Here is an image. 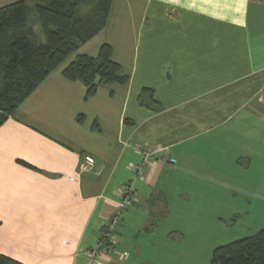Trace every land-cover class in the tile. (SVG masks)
Instances as JSON below:
<instances>
[{
  "label": "crops",
  "instance_id": "crops-1",
  "mask_svg": "<svg viewBox=\"0 0 264 264\" xmlns=\"http://www.w3.org/2000/svg\"><path fill=\"white\" fill-rule=\"evenodd\" d=\"M97 36L92 53L110 43L126 84L86 98L56 68L0 126V252L85 264L111 231L97 264H180V248H122L119 233L155 232L175 189L234 198L238 173L264 169V0H112ZM144 87L162 109L138 103ZM126 183L134 201L118 215Z\"/></svg>",
  "mask_w": 264,
  "mask_h": 264
},
{
  "label": "trees",
  "instance_id": "trees-1",
  "mask_svg": "<svg viewBox=\"0 0 264 264\" xmlns=\"http://www.w3.org/2000/svg\"><path fill=\"white\" fill-rule=\"evenodd\" d=\"M111 6L112 0H16L0 7V126L56 68L82 82L86 98L103 84L128 82L110 43L103 42L96 54L78 52L105 28ZM137 100L162 109L153 88L144 87ZM0 264L25 263L0 252ZM211 264H264V226L217 246Z\"/></svg>",
  "mask_w": 264,
  "mask_h": 264
},
{
  "label": "rangeland",
  "instance_id": "rangeland-1",
  "mask_svg": "<svg viewBox=\"0 0 264 264\" xmlns=\"http://www.w3.org/2000/svg\"><path fill=\"white\" fill-rule=\"evenodd\" d=\"M99 41L100 36L87 41L78 52L93 54ZM181 193L180 189L173 191L171 212L155 221V232H148L149 229L138 231L135 227L121 231L122 248L158 243L167 249L171 246L180 248L186 257L180 264H211L217 246L257 233L264 226V169L261 164L253 165L249 173H238L237 197L206 201L205 197L198 195L180 198Z\"/></svg>",
  "mask_w": 264,
  "mask_h": 264
},
{
  "label": "built area",
  "instance_id": "built-area-1",
  "mask_svg": "<svg viewBox=\"0 0 264 264\" xmlns=\"http://www.w3.org/2000/svg\"><path fill=\"white\" fill-rule=\"evenodd\" d=\"M165 148L159 146L155 149V152H161L164 151ZM94 157L92 155H85L83 161H81L79 163L78 166V171L79 172H83V171H88L92 168L93 164H94ZM134 170H137V172H139L141 166L139 165H134L132 167ZM72 179H74L72 177ZM133 188L131 184L126 183V185L123 188V192L121 197L116 201L117 206H118V215L119 212L121 210H123L124 208H126L127 206L131 205L134 201V197H133ZM117 219V218H116ZM112 224H110V228H112ZM111 239H113L112 233L111 231H107V233H105L104 237H102L100 239V243H98L95 247L90 248L87 252L88 254V258L85 264H97L98 261V256L100 255V251H101V243L103 241H108L111 242ZM124 257L128 256V252H124L123 253Z\"/></svg>",
  "mask_w": 264,
  "mask_h": 264
}]
</instances>
